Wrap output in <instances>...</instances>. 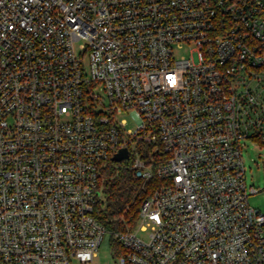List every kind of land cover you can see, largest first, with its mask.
<instances>
[{"label":"built area","instance_id":"1","mask_svg":"<svg viewBox=\"0 0 264 264\" xmlns=\"http://www.w3.org/2000/svg\"><path fill=\"white\" fill-rule=\"evenodd\" d=\"M248 138L264 0H0V264H96L105 234L115 264H264ZM123 161L156 183L109 230L101 171Z\"/></svg>","mask_w":264,"mask_h":264},{"label":"trees","instance_id":"2","mask_svg":"<svg viewBox=\"0 0 264 264\" xmlns=\"http://www.w3.org/2000/svg\"><path fill=\"white\" fill-rule=\"evenodd\" d=\"M150 148L151 145L146 152ZM100 177L101 197L95 207L96 216L109 230L132 226L142 199L151 192L156 179L142 181L127 161L111 163L102 169Z\"/></svg>","mask_w":264,"mask_h":264},{"label":"rangeland","instance_id":"3","mask_svg":"<svg viewBox=\"0 0 264 264\" xmlns=\"http://www.w3.org/2000/svg\"><path fill=\"white\" fill-rule=\"evenodd\" d=\"M80 50L77 49V52ZM178 55L186 54V51L177 52ZM84 64L88 69V55L83 56ZM98 92L102 90L98 88ZM129 127H133V122L128 118ZM242 156L245 167V182L247 187L250 185L256 187L259 191L250 193L248 196L249 204L259 208L264 213V144L256 139H245L242 145ZM138 234L144 238L147 237L148 231L139 230ZM110 235L105 234L99 248L96 251L94 262L96 264H115V259L112 256Z\"/></svg>","mask_w":264,"mask_h":264},{"label":"water","instance_id":"4","mask_svg":"<svg viewBox=\"0 0 264 264\" xmlns=\"http://www.w3.org/2000/svg\"><path fill=\"white\" fill-rule=\"evenodd\" d=\"M128 156V150L126 147L120 148L114 155L112 156V159L115 161H121L125 159Z\"/></svg>","mask_w":264,"mask_h":264}]
</instances>
